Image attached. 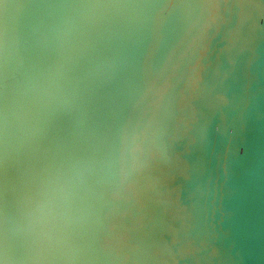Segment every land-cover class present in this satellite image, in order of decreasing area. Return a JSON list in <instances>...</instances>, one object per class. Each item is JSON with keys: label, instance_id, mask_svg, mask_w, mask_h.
Returning <instances> with one entry per match:
<instances>
[{"label": "water", "instance_id": "water-1", "mask_svg": "<svg viewBox=\"0 0 264 264\" xmlns=\"http://www.w3.org/2000/svg\"><path fill=\"white\" fill-rule=\"evenodd\" d=\"M0 264H264V0H0Z\"/></svg>", "mask_w": 264, "mask_h": 264}]
</instances>
